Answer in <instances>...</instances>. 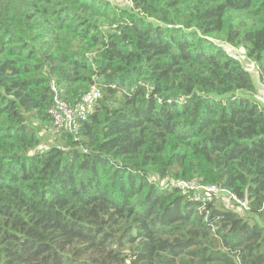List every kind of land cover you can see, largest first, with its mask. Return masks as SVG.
<instances>
[{"label":"trees","instance_id":"16d2710c","mask_svg":"<svg viewBox=\"0 0 264 264\" xmlns=\"http://www.w3.org/2000/svg\"><path fill=\"white\" fill-rule=\"evenodd\" d=\"M239 49L264 85V0H0V264H264V101ZM92 87L57 128L55 98Z\"/></svg>","mask_w":264,"mask_h":264},{"label":"built area","instance_id":"2783aa9c","mask_svg":"<svg viewBox=\"0 0 264 264\" xmlns=\"http://www.w3.org/2000/svg\"><path fill=\"white\" fill-rule=\"evenodd\" d=\"M53 89L56 90V87L53 86ZM98 95H99V91L96 88L92 87L89 92L83 95L81 101L75 107H71L66 101L62 99L55 98L56 104L54 107L50 109V114L52 116L54 125L57 128L63 127L64 124L70 126L72 125V122L76 115L84 117L93 108L94 101ZM163 182L165 184L170 183L172 184L173 187L183 189V190H188V189L191 190L193 188L198 187L192 181L172 180V179L165 178L163 179ZM203 188L214 194L220 193V194L229 195L227 192L223 190L218 191L217 188L213 185L206 186ZM202 199L204 198L202 197ZM240 203L244 204L243 202H240Z\"/></svg>","mask_w":264,"mask_h":264},{"label":"rangeland","instance_id":"374dc122","mask_svg":"<svg viewBox=\"0 0 264 264\" xmlns=\"http://www.w3.org/2000/svg\"><path fill=\"white\" fill-rule=\"evenodd\" d=\"M225 48H227V51L230 54H232L231 49H228L227 46H225ZM238 52H239V54L236 55V56L240 58L242 63L245 65L246 69H248L252 73V75H253L256 83H257L256 91L254 93V97L253 98H257V99H260L261 101H264V85L260 84V82H258V80H257V69H256V66L253 65L250 61H246V60L243 59V56L241 55L242 54V50L241 49H239ZM42 140L47 142V143L50 142L49 137H43ZM46 146L47 145L42 142V143H40L38 145V149L43 151V149H45ZM213 195L215 197H217L218 203H221V205L229 206V205H232V203H233V200H232V198L229 195L220 194V193H215Z\"/></svg>","mask_w":264,"mask_h":264},{"label":"clouds","instance_id":"9594fccd","mask_svg":"<svg viewBox=\"0 0 264 264\" xmlns=\"http://www.w3.org/2000/svg\"><path fill=\"white\" fill-rule=\"evenodd\" d=\"M94 88H96V87H94ZM96 89L99 91V89H98V88H96ZM100 95H101V93H100V91H99V95L96 97V99H95V101H94V104H93V108H92V109H94L95 103H96L97 99L100 97ZM160 184H163V185H164V183H162V182H160Z\"/></svg>","mask_w":264,"mask_h":264}]
</instances>
